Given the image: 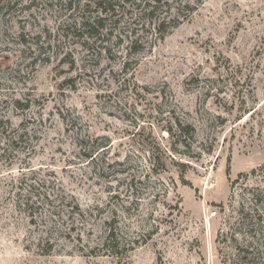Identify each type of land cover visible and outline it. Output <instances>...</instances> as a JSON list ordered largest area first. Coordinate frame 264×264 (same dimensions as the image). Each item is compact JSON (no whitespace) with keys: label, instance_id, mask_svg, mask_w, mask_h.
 <instances>
[{"label":"rangeland","instance_id":"1","mask_svg":"<svg viewBox=\"0 0 264 264\" xmlns=\"http://www.w3.org/2000/svg\"><path fill=\"white\" fill-rule=\"evenodd\" d=\"M0 264H264V0H0Z\"/></svg>","mask_w":264,"mask_h":264},{"label":"trees","instance_id":"2","mask_svg":"<svg viewBox=\"0 0 264 264\" xmlns=\"http://www.w3.org/2000/svg\"><path fill=\"white\" fill-rule=\"evenodd\" d=\"M190 129H192V128L190 127ZM254 173H256V172L254 171L253 174H254Z\"/></svg>","mask_w":264,"mask_h":264}]
</instances>
